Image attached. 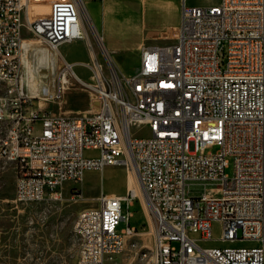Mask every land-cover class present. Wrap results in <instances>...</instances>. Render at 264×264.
Returning <instances> with one entry per match:
<instances>
[{
    "label": "built area",
    "instance_id": "obj_1",
    "mask_svg": "<svg viewBox=\"0 0 264 264\" xmlns=\"http://www.w3.org/2000/svg\"><path fill=\"white\" fill-rule=\"evenodd\" d=\"M188 1L180 0L178 24L157 32L159 42L140 45L133 73L109 63L105 75L98 60L81 63L90 81L75 79L98 106L67 115L30 103L60 98L68 78L64 68L30 95L23 29L50 50L85 39L83 4L0 0V159L15 164L13 201L58 200L66 185L77 200L86 171L134 167L154 218L140 231L130 224L136 194L101 193L74 220L76 264H105L125 248L128 264H264V0ZM148 49L157 58L143 64ZM160 59L176 66L168 84L153 76ZM217 241L229 243L203 245Z\"/></svg>",
    "mask_w": 264,
    "mask_h": 264
},
{
    "label": "rangeland",
    "instance_id": "obj_2",
    "mask_svg": "<svg viewBox=\"0 0 264 264\" xmlns=\"http://www.w3.org/2000/svg\"><path fill=\"white\" fill-rule=\"evenodd\" d=\"M216 1L189 0L188 4L206 6L216 3ZM104 4L106 7L112 8L117 20L126 19L128 22L127 24L124 22V25L120 27L121 35L124 38L128 36V39L123 46L116 50L106 48L101 27L93 24L84 6L85 13L83 12V15L87 20L85 30L88 39L74 40L63 44L59 48L62 51L60 53L62 57L58 53L57 56H48V52H52V50L32 32L23 29L25 49L22 51V60L30 79L31 96L37 94L41 87L39 85H52L53 81L57 82L58 76L63 71L61 67L63 59L68 63L73 62L71 64L77 75L87 81H90L91 73L79 63H90L93 56L102 64L105 75H108L109 68L107 58L117 71L126 74L133 73L139 62L142 36L146 29L150 28L147 27L146 14L151 8H159L161 4L167 8L174 6L173 0H104ZM45 10L46 8L41 11ZM163 12L168 11L164 8ZM167 17L161 13L155 23L162 25L168 21ZM136 21L140 22L139 28L133 24ZM92 27L101 35L102 40L99 43L102 44V47L98 44ZM106 29H117V26L115 24L108 25ZM132 30L140 33L139 38H134ZM99 34L98 37H100ZM154 34L151 40L143 38V42H159L155 39L157 32ZM65 71H67L68 82L65 84L60 98L43 100L35 97L31 98L30 103L42 110L67 115L95 111L98 106L95 93L78 82L70 70L65 69ZM3 87V83L0 82V92ZM49 87L51 90L53 89L52 86ZM130 131L134 135H148V130L145 127H131ZM2 134L3 129L0 128V137ZM232 169V160L229 159V166L225 172L232 175ZM128 178L133 179V187L135 190L137 188L135 192L138 196L134 200V204L129 207V211L133 212L130 224L138 227L140 231L147 232L150 227H153L154 218L150 209L146 207L136 171L131 168L109 165L101 171H86L83 181L78 185L81 196L77 200L72 199V193L68 191V185H66L61 199L36 203H15L13 201L16 180L15 164L0 159V264H76L78 239L73 233V223L77 213L83 208L96 206L101 193L124 195L127 192L126 188L128 189ZM136 182L138 186L134 184ZM121 213H127L124 201L121 202ZM122 226L124 224L120 223L119 227ZM213 234L215 237L220 235L217 224L214 225ZM140 238L149 239L150 235L144 234ZM214 243L226 245L229 242H207L203 245H213ZM237 243L249 245L248 242ZM132 257L133 252L125 248L115 258L106 260L105 264H128Z\"/></svg>",
    "mask_w": 264,
    "mask_h": 264
},
{
    "label": "crops",
    "instance_id": "obj_3",
    "mask_svg": "<svg viewBox=\"0 0 264 264\" xmlns=\"http://www.w3.org/2000/svg\"><path fill=\"white\" fill-rule=\"evenodd\" d=\"M80 1L83 4L87 14L89 15L90 19L93 22V24L95 26L101 27L102 32L104 34L103 39H104L106 48L108 50H116L117 48L123 46V44L127 41L128 36L126 38H124V36L121 35L120 27H121V25H124V22L126 24L128 23V22H126V19L125 20L124 19L123 20H121V19L117 20L115 18V14H114L112 8L109 6H107V7L105 6L104 0H102L101 2H99L98 0H80ZM173 2H174L173 5L175 7L173 6L171 8H167V7H165L164 4L163 5L161 4L159 8H156V9L151 8V10L146 14L145 18H146L147 27H150V28L146 29V31L144 32L142 39H141L142 40L141 43H144L143 42L144 39H150L151 40V38L155 35L154 33L158 32L159 30L171 28V27L176 26L178 24L179 18H180V0H173ZM177 6H178V15H177ZM164 8L168 12H163ZM161 13H164L166 16H168L167 17L168 21L162 25L156 24L155 20H157V18L159 17V15ZM174 20H176V21L173 22ZM113 24H115V26H117V29H113V30L106 29V26H108V25L112 26ZM133 24L137 25L138 28L140 27L139 21H138V23L136 21ZM153 30H156V31L154 32ZM92 32H93L94 36H98V34H99L96 29H93V27H92ZM132 32H133L132 34H133L135 39L139 38V36H140L139 32H136L133 30H132ZM99 36L101 37L100 34H99ZM101 40H102V37H101ZM60 53H62V51H60ZM49 55H55V54L53 52H48V56ZM68 58H70V57L68 56ZM70 63L73 64V62H70ZM74 64H75V62H74ZM79 65H81V64L79 63ZM72 68H73V66H72ZM73 71L75 72L74 69H73ZM126 190H127V188H126ZM14 191H15V186H14Z\"/></svg>",
    "mask_w": 264,
    "mask_h": 264
},
{
    "label": "bare ground",
    "instance_id": "obj_4",
    "mask_svg": "<svg viewBox=\"0 0 264 264\" xmlns=\"http://www.w3.org/2000/svg\"><path fill=\"white\" fill-rule=\"evenodd\" d=\"M77 2L82 5V3H81L80 0H77ZM95 37L98 40V44H100V47H102V44L99 43V41L101 42V37H98V36H95ZM85 39H88L86 30H85ZM52 52H54L55 56H57V53L60 54L59 49L58 50H52ZM60 56H61V54H60ZM106 58H107V56H106ZM156 58H157V50L156 49H148V50L145 51V54L143 55V64H151L153 60H156ZM92 59L94 61L97 60L94 56L92 57ZM107 61L110 63V60L108 58H107ZM61 65H62L61 66L62 69L66 68V69L70 70L71 73L73 74V76L75 78H79L81 81L85 82V80H83L81 77H79L73 71V68H72V64L71 63H68L65 59H63V63ZM110 65H112V64L110 63ZM175 75H176V66L173 63H167V59H160L159 65H153V76H155L156 78H158V82L161 83V84H168V83H170L171 80H173L175 78ZM236 166H238V167H245V160L243 158H236ZM131 169L132 170H135L134 167L131 168ZM136 176H137V174H136ZM132 180H133L132 178H131V180L128 178V181H127L128 189H127V191L128 192H133L134 194H136L135 191L137 190V188L135 187L136 190L134 189V187H133V181ZM134 184L136 186H138L137 185V182L134 183ZM140 187H141V185H140ZM143 194H144V192H143ZM144 201L146 203V207L148 209H150L149 208V204L147 203V201L145 199V195H144Z\"/></svg>",
    "mask_w": 264,
    "mask_h": 264
}]
</instances>
